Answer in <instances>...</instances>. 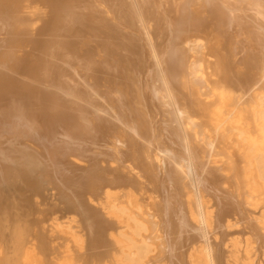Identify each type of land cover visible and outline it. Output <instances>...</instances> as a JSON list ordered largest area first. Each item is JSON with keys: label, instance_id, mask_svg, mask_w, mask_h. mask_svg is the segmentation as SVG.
I'll return each instance as SVG.
<instances>
[{"label": "bare ground", "instance_id": "6f19581e", "mask_svg": "<svg viewBox=\"0 0 264 264\" xmlns=\"http://www.w3.org/2000/svg\"><path fill=\"white\" fill-rule=\"evenodd\" d=\"M4 203L0 264L264 258V0H0Z\"/></svg>", "mask_w": 264, "mask_h": 264}, {"label": "rangeland", "instance_id": "374dc122", "mask_svg": "<svg viewBox=\"0 0 264 264\" xmlns=\"http://www.w3.org/2000/svg\"><path fill=\"white\" fill-rule=\"evenodd\" d=\"M53 194L54 193H52V191L47 192L48 208L46 209V214L49 217L43 224V233L51 243V247L54 248L53 252L57 254V252L63 253L66 244L69 242L68 233H70L72 229L69 228L67 221L71 216H74L75 213H71L66 205L60 203V201H57V199L54 198ZM5 207L6 204L4 203L0 208V228L2 229V235H0V260L4 257L10 258L13 255V244L11 236L12 232L14 231L13 227L16 224L14 222H25L27 219H32L30 217V214H33L36 210V207H32L28 210H25V207L18 210L14 209L11 210L13 216L9 217L8 214H5L6 212L2 209ZM77 220L82 225L79 217H77ZM232 230L235 229H231L230 231ZM73 231H76V229L74 228ZM225 249L226 246H224V250ZM53 256V254H50L47 262H49L53 258ZM261 256H254V262L252 264H264V258H262ZM232 262V264H235L234 261Z\"/></svg>", "mask_w": 264, "mask_h": 264}]
</instances>
